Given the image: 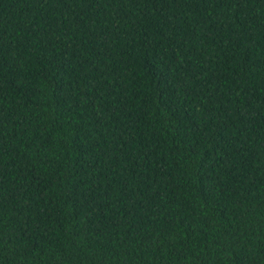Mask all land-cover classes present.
I'll return each instance as SVG.
<instances>
[{
    "label": "trees",
    "instance_id": "1",
    "mask_svg": "<svg viewBox=\"0 0 264 264\" xmlns=\"http://www.w3.org/2000/svg\"><path fill=\"white\" fill-rule=\"evenodd\" d=\"M0 264H264V0H0Z\"/></svg>",
    "mask_w": 264,
    "mask_h": 264
}]
</instances>
